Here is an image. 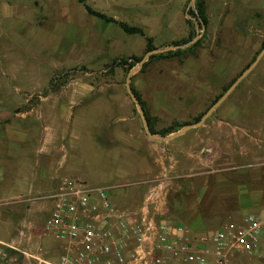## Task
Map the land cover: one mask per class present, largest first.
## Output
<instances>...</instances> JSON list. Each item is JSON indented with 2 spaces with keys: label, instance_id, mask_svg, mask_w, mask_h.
Wrapping results in <instances>:
<instances>
[{
  "label": "crops",
  "instance_id": "crops-1",
  "mask_svg": "<svg viewBox=\"0 0 264 264\" xmlns=\"http://www.w3.org/2000/svg\"><path fill=\"white\" fill-rule=\"evenodd\" d=\"M0 14L5 18L0 19L2 32L3 29L6 34L17 30L20 34L34 35L28 37L30 42L33 38L40 40L36 35L44 32L41 21L44 0H0ZM12 43L8 38L2 49L7 52L17 48ZM4 56L0 70V233L13 235L0 237L1 241H10L23 230L28 240L26 245L31 239L29 246H41L35 242L36 233L42 229L51 207L49 195L62 179L72 177L93 190L105 189L119 209L134 211L142 205L153 182L168 174V186L161 200L150 209V217L181 226L194 238L264 211V111L243 112L239 119L240 110L227 102L230 93L202 124L177 136L184 126L163 136L161 132L177 122L170 116L165 124L160 113H148L145 109L153 136L170 137L160 140L146 133L140 116L136 117L128 109L116 108L122 119L130 122L121 128L118 142L125 144L126 150L135 152L136 158L119 174L117 183L94 186L80 172L83 160L79 157L65 170L58 165L60 155L71 148L79 150L92 139L82 136V128L85 130L90 122L85 111L76 114L83 104L79 97L88 90L44 91L54 71L48 79L39 71L40 64H32L28 74L18 75L22 63L16 56L6 53ZM255 76L257 84L254 85H263L264 71ZM42 80L44 86L40 87ZM12 81L25 85L22 96H14L15 99L11 91L17 94L20 90L10 87ZM252 84L249 80L245 95H250ZM194 113L203 111L190 112ZM244 116L248 118L246 122ZM193 121L177 124L188 125ZM111 128L112 125L107 129L110 138ZM105 147L98 149L103 153L109 149L106 144ZM93 152L98 160L96 148ZM91 163L89 156L85 165ZM52 242L49 245L54 256L48 258L55 260L60 249L56 241L52 239ZM260 246L250 256L240 255L230 264H264V251L256 254ZM169 264L183 263L170 260Z\"/></svg>",
  "mask_w": 264,
  "mask_h": 264
},
{
  "label": "rangeland",
  "instance_id": "rangeland-1",
  "mask_svg": "<svg viewBox=\"0 0 264 264\" xmlns=\"http://www.w3.org/2000/svg\"><path fill=\"white\" fill-rule=\"evenodd\" d=\"M196 1L193 7L190 0H87L94 10L141 27L153 38L156 49L173 47L172 43L181 39L192 40L198 30L197 45L192 50L173 58L150 60L148 56L141 68L137 61L147 53L144 39L126 35L114 24L89 16L75 0H44V17H41L44 32L36 35L40 40L33 38L30 42L28 37L34 36L32 34H20L17 30L6 34L3 29L0 70L6 53L16 56L22 63L18 75L24 72L28 74L32 64H40L39 71L45 77L54 71L44 91L88 90L79 97L83 104L76 114L85 111L90 122L81 132L84 139L87 135L92 139L89 145L79 150L71 148L60 155L58 165L61 164L63 170L79 157L83 160L80 172L85 175L88 184L108 185L117 183L119 174L133 164L136 153L126 150L125 144L118 142L121 128L130 124L122 119L119 109H128L136 117L140 116L126 89V78L130 71L136 70L131 75L130 85L148 113L157 111L165 124L170 116L177 123H183L192 122L197 116L202 117L228 85L253 62L264 46V0H203L206 24L202 26L196 18L192 20L185 15L188 7V13L189 10L195 11ZM2 16L0 14V19L4 21ZM8 38L17 48L6 52L2 48ZM188 47L172 51L187 50ZM122 59L134 63V66L129 70L127 66L118 65ZM263 71L264 55L227 99L231 106L236 105L240 110L239 119L243 117V112L264 111V83L259 87L254 85L257 84L255 75ZM249 80L253 82L251 93L245 95ZM22 86H25L24 83L19 81L10 84L12 89L18 87L20 90L17 94L11 91L14 99V96H22ZM43 86L44 80L40 87ZM195 110L203 113L190 114ZM244 119L246 122L247 116ZM111 125L112 139L107 131ZM105 144L109 149L101 153L98 148H104ZM95 148L98 160L94 156ZM89 156L92 159L90 166L85 165V159ZM40 232L39 228L35 242L45 248L47 258H52L54 255H51L52 245L49 243H54ZM0 234L1 238L13 235L4 231ZM18 239L19 234L9 240ZM32 242L30 239L29 245ZM263 251L264 242L256 254Z\"/></svg>",
  "mask_w": 264,
  "mask_h": 264
},
{
  "label": "built area",
  "instance_id": "built-area-1",
  "mask_svg": "<svg viewBox=\"0 0 264 264\" xmlns=\"http://www.w3.org/2000/svg\"><path fill=\"white\" fill-rule=\"evenodd\" d=\"M160 177L134 211L119 209L105 189L62 179L49 195L52 204L40 232L59 244V256L50 260L42 246L26 245L22 230L18 240H0V264H230L264 242V211L198 238L181 226L154 221L150 209L169 182L168 174Z\"/></svg>",
  "mask_w": 264,
  "mask_h": 264
},
{
  "label": "trees",
  "instance_id": "trees-1",
  "mask_svg": "<svg viewBox=\"0 0 264 264\" xmlns=\"http://www.w3.org/2000/svg\"><path fill=\"white\" fill-rule=\"evenodd\" d=\"M77 3L81 4L84 8V10L86 11V13L89 16H92L104 23L107 24H114L115 26H117L123 33H125L126 35H136V36H140L144 39L145 41V50L146 52L151 51L153 49H156L153 46V38L148 36L145 31L139 27V26H134V25H129L123 21H119L116 20L114 17L109 16L105 13H102L100 11L94 10L92 7H90L87 4V0H75ZM189 14L196 18L198 20V23L200 26H202L203 24H206V17H205V6H204V2L203 0H197L196 1V5H195V11L189 10ZM191 39H181L180 41H175L172 43V46H178V45H183L186 44L190 41ZM197 45V42L195 44H193L192 46L188 47L187 50H176V51H168L165 53H159V54H153L149 56L150 60L153 59H157V58H173L176 56H179L180 54H182L184 51H188V50H192L193 47H195ZM136 60V59H135ZM140 61V60H139ZM137 61V62H139ZM118 65L120 66H127L129 68V70L134 66V63H128L127 60L122 59L118 61ZM145 65V64H144ZM143 65V66H144ZM132 88V87H131ZM132 91L134 92L135 96L137 97V99L139 100L144 112H145V116L146 119L148 121L149 124V120L148 117L146 115V111L144 108V103L143 101H141L139 95L134 91V89L132 88ZM201 117H198L194 122H197ZM150 126V125H149ZM185 125H179L177 123H173L172 126H170L168 129H165L161 132V135H166L169 134L170 132L177 130V128H182ZM151 130V128H150ZM151 132H153L151 130Z\"/></svg>",
  "mask_w": 264,
  "mask_h": 264
},
{
  "label": "water",
  "instance_id": "water-1",
  "mask_svg": "<svg viewBox=\"0 0 264 264\" xmlns=\"http://www.w3.org/2000/svg\"><path fill=\"white\" fill-rule=\"evenodd\" d=\"M191 5L194 7L195 4V0H190ZM188 9L187 8L185 15L186 17L195 20L193 17L190 16V14L188 13ZM198 40V30H196V36L190 40L188 43L183 44V45H178V46H173V47H166V48H162V49H153L151 51H148L144 57L139 61V68L142 67V65L144 64L146 58L150 55L153 54H157V53H164V52H168V51H172L175 49H183L186 48L188 46H191L192 44H194L196 41ZM264 55V46L262 47L261 51L259 52V54L255 57V59L253 60V62L239 75V77L231 84V86L220 96V98L214 103L212 104L208 110L203 114V116L195 123L192 124H188L185 125L179 132H177L175 135H180L182 133H184L187 129L192 128V127H196L200 124H202L206 118H208L211 113L216 109V107L224 100L226 99V97L231 93V91L234 89V87L258 64V62L260 61V59L262 58V56ZM136 72V70L134 71H130L127 75L126 78V89L127 92L129 94V96L131 97L132 101L134 102L137 111L142 119V123L144 126V129L146 131V133L150 136V137H155L158 138L160 140H169L170 137H162L160 135H155L153 136V134L151 133L150 129H149V125L144 113V110L139 102V100L137 99V97L135 96L134 92L132 91L131 85H130V79H131V75L134 74Z\"/></svg>",
  "mask_w": 264,
  "mask_h": 264
},
{
  "label": "flooded vegetation",
  "instance_id": "flooded-vegetation-1",
  "mask_svg": "<svg viewBox=\"0 0 264 264\" xmlns=\"http://www.w3.org/2000/svg\"><path fill=\"white\" fill-rule=\"evenodd\" d=\"M238 77H239V76H238ZM238 77H237V78H238ZM237 78H236V79H237ZM236 79H235V80H236ZM235 80H234V81H235ZM234 81H233V82H234ZM233 82H231L230 85H228V88L231 86V84H232ZM228 88H227V89H228Z\"/></svg>",
  "mask_w": 264,
  "mask_h": 264
}]
</instances>
